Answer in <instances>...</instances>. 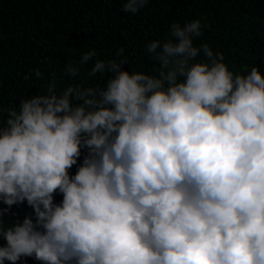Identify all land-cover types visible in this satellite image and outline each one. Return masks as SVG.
Here are the masks:
<instances>
[{"label":"clouds","instance_id":"1","mask_svg":"<svg viewBox=\"0 0 264 264\" xmlns=\"http://www.w3.org/2000/svg\"><path fill=\"white\" fill-rule=\"evenodd\" d=\"M202 35L200 19L173 22L147 44L152 75L91 48L78 64L113 73L105 87L52 83L0 107V202L35 213L5 223L0 209V264H264V75L230 70Z\"/></svg>","mask_w":264,"mask_h":264},{"label":"trees","instance_id":"2","mask_svg":"<svg viewBox=\"0 0 264 264\" xmlns=\"http://www.w3.org/2000/svg\"><path fill=\"white\" fill-rule=\"evenodd\" d=\"M120 0H0V107L18 108L21 97L47 94L49 84L62 92L70 85L106 86L105 76L89 78L94 61L80 66L84 51L95 48V59L127 58L123 69L154 74L158 67L147 44L165 39L170 25L200 19L203 35L194 43H208L234 72L258 66L264 75V0H149L136 14L125 13ZM123 48V57H115ZM197 57V60L201 59ZM71 62L80 75H64ZM42 73L40 78L35 70ZM4 116H7L5 111ZM88 149L81 148L77 164L69 169L74 176ZM63 194H54L59 204ZM5 223L23 222L35 213L25 201L9 209L0 202ZM6 241L0 239V246ZM4 264H11L5 261ZM17 264H42L33 257H21Z\"/></svg>","mask_w":264,"mask_h":264}]
</instances>
